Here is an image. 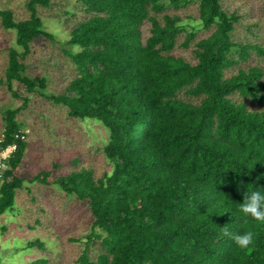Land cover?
Returning a JSON list of instances; mask_svg holds the SVG:
<instances>
[{"label": "trees", "instance_id": "obj_1", "mask_svg": "<svg viewBox=\"0 0 264 264\" xmlns=\"http://www.w3.org/2000/svg\"><path fill=\"white\" fill-rule=\"evenodd\" d=\"M53 1L26 0L28 15L21 19L0 9L1 25L15 32L4 80L14 96L18 81L64 105L69 117L94 118L107 131L102 151L109 171L95 176L81 166L53 180L90 210L91 231L80 238L76 264H264V222L238 211L247 189L264 188V69L225 72L238 62L234 51L241 59L248 54V44L230 37L238 14L221 0H195L197 23L212 30L195 41L190 62L170 53L181 18L158 14L191 0H73L85 13L71 23L73 11L63 10L71 47L64 51L75 72L59 93L47 94L46 77L27 75L25 59L33 41L54 38L38 14ZM194 36L191 29L183 44ZM181 90L197 100L180 97ZM234 92L257 107L233 99ZM17 111H3L0 149L16 146L0 171V215L12 209L24 181L16 174L26 149L16 136ZM50 175L43 170L30 180L48 183ZM225 227L233 234L252 231L254 244L240 249Z\"/></svg>", "mask_w": 264, "mask_h": 264}, {"label": "rangeland", "instance_id": "obj_2", "mask_svg": "<svg viewBox=\"0 0 264 264\" xmlns=\"http://www.w3.org/2000/svg\"><path fill=\"white\" fill-rule=\"evenodd\" d=\"M25 1L0 0V9H10L16 19L25 18L28 15ZM220 2L225 10L235 11L239 16L230 34L231 39L237 44L249 45L248 54L243 59L233 52L238 62L226 69V75L250 65L264 69V0ZM67 8L73 11L71 23L85 16L73 0H54L51 7L38 9L44 28L54 38L33 41L25 59L27 75L46 77L47 85L43 91L47 94L59 93L75 72L64 51V48H71L66 43L69 28L63 17V10ZM163 13L178 15L183 22V29L176 36L170 53L195 62V41L212 30L197 23V1L191 0L178 8L169 4L158 14L159 19ZM149 28L147 20L140 26L143 41L150 32ZM191 29L195 30V36L184 45L185 36ZM14 39L15 32L0 23V139L4 127L3 111L7 108H18L14 118L19 123V130L26 132V149L16 167V174L24 181L15 191L12 209L0 215V264H76L84 246V239L80 238H85L91 231L90 210L86 200L67 194L53 180L81 166L91 167L95 176L109 171L112 164L102 151L107 131L94 118L69 117L64 105L54 103L38 90L26 91L18 81L12 83V89L19 94L14 96L4 80L7 48L14 45ZM178 95L186 100H197L183 90ZM231 97L244 101L249 108L257 107L237 92ZM43 170L51 172L48 183L30 180ZM40 242L44 245L40 246Z\"/></svg>", "mask_w": 264, "mask_h": 264}, {"label": "clouds", "instance_id": "obj_3", "mask_svg": "<svg viewBox=\"0 0 264 264\" xmlns=\"http://www.w3.org/2000/svg\"><path fill=\"white\" fill-rule=\"evenodd\" d=\"M262 189L264 188L247 189L243 201L238 205L241 215L264 222V190ZM223 231L235 241L240 249H247L254 244V233L250 230L233 234L225 227Z\"/></svg>", "mask_w": 264, "mask_h": 264}, {"label": "built area", "instance_id": "obj_4", "mask_svg": "<svg viewBox=\"0 0 264 264\" xmlns=\"http://www.w3.org/2000/svg\"><path fill=\"white\" fill-rule=\"evenodd\" d=\"M16 136H18L20 139L25 140L26 132L24 130H19V135L16 134ZM15 146V143H11L8 144L6 147L0 149V171L7 167L6 159L9 157L10 153L15 149Z\"/></svg>", "mask_w": 264, "mask_h": 264}]
</instances>
